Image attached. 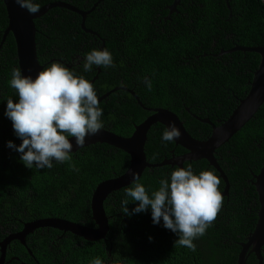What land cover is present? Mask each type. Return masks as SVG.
<instances>
[{
	"label": "trees",
	"instance_id": "16d2710c",
	"mask_svg": "<svg viewBox=\"0 0 264 264\" xmlns=\"http://www.w3.org/2000/svg\"><path fill=\"white\" fill-rule=\"evenodd\" d=\"M49 1L52 0H44ZM202 1L196 0L198 3H203ZM204 1L205 6L207 1L209 2L205 7L208 11L213 6V13L236 15L231 22L232 26L236 25L233 30L243 45H264V3L261 0H227L229 9L224 0H215V3L212 0ZM47 11L51 16L58 13V8L52 7ZM33 25L36 56L40 65L44 60H40L39 55L45 52L47 46H60L56 43L62 38L60 31L70 30L73 25L77 26L70 21L51 18L33 19ZM5 26V11L0 0V36ZM246 56L248 62L237 70V75H234V69L223 72L220 68L210 67L205 70L202 65L195 63L193 81H151L156 87L151 85L148 96L141 94V102L147 106L166 108L181 120L188 117V113L199 118H218L223 121L238 100L244 97L248 90V81L257 66L256 53H247ZM13 58V38L7 33L0 45V69L5 67L6 74L2 75L0 72L1 79L4 77L0 79V240L6 232H15L21 229L23 223L37 218L57 217L93 226L89 209L92 189L99 181L121 173L127 165L128 157L123 151L113 147V154H109L107 144L94 143L72 152L71 161H53L51 169H37L34 165L31 169L26 167L20 159L21 154L7 146L8 141H12L16 146L22 142L12 128L11 120L4 114L9 98L13 99V102L18 101V95L9 83L11 66L16 64ZM100 108L103 112V128L119 136L129 134L131 127L125 128V118L117 114L118 111L112 113L105 107ZM137 110L140 109L137 107ZM125 116L127 117L126 114ZM184 128L196 139H204L210 133L208 130H200L201 133H198L186 125ZM160 138L161 132L158 128L150 126L143 145L146 161L156 162L162 150L168 149V144ZM215 152L218 154L217 163L227 178L229 202L239 207L242 216L253 208L254 226L259 206L252 182L253 174L258 172L264 159V102L236 133L215 149ZM197 162L201 163L198 166L202 167L201 171L212 170L203 159ZM70 164H75L78 171L71 170ZM166 174V169L159 167L145 168L141 172L139 181L145 186L150 197L153 191L158 190L159 181ZM222 187L221 181L219 190H222ZM124 188L111 192L102 202L108 219V231L103 239L86 241L65 232L61 237L62 242L53 240L54 235L49 236L50 241L46 237L49 227L36 228L25 236L24 246L15 241L6 247L4 260L7 261L13 256L17 259H10L3 264H91L95 258L109 264L111 257L116 258L119 264H195L191 258L192 250L175 243L177 234L166 229L162 219L159 224L152 222L150 207L131 216L122 213L121 201L126 199ZM136 205L137 202L130 200L126 207L131 211ZM125 220L135 231H141V236H133V240L140 242L138 245L127 247ZM253 226L246 235L244 232L248 229H242L243 241L253 230ZM40 232H43V236L36 238L35 235ZM260 254L264 264V245L260 247ZM232 262L234 264V259Z\"/></svg>",
	"mask_w": 264,
	"mask_h": 264
},
{
	"label": "flooded vegetation",
	"instance_id": "af4514ba",
	"mask_svg": "<svg viewBox=\"0 0 264 264\" xmlns=\"http://www.w3.org/2000/svg\"><path fill=\"white\" fill-rule=\"evenodd\" d=\"M53 1L66 2L79 11H86L93 3H97L84 14L81 28L79 27V13L61 6H56L58 13L50 16L46 10L37 17L40 20L51 18L77 24V26L73 25L70 30L60 31L62 38L59 42H56L60 44L58 48L47 46L45 52L39 55V59L44 60L41 65L38 63L41 70L48 67L52 62H59L76 75L92 81L97 97L114 87H125L134 97L128 91L118 88L107 92L98 100L99 107H105L112 113L118 111L117 114L125 118V128L131 127V131L125 137L130 135L134 125L152 113L142 109L135 100V97H137L141 102L142 95H149L150 91L145 86V79L150 81H193L195 63L202 65L205 70L210 67L220 68L223 72L234 69L236 70L234 75H237V70H240L243 64L248 62L247 53H251L250 51L234 49L218 54L222 48L252 46L243 45L236 31L233 30L236 25L232 26L231 19L236 15L213 13L212 10L215 9L213 6L208 11V8H205L209 3L207 0L206 6L204 0L203 3H198L196 0H179L171 8L169 7L173 0H52L49 2ZM212 1L215 3V0ZM34 2H43L39 4L40 6L48 3L44 0H34ZM49 42L47 41V43ZM105 48L111 53L115 67H97L93 65L90 71L85 72L83 70L85 55L93 49ZM14 59L16 62L15 50ZM14 67H17V63L12 65L11 69ZM0 72L2 75H6L4 73L5 67L2 66ZM151 85L156 87L153 83ZM141 104L147 108H155L142 102ZM137 107L140 110H137ZM185 110L187 111V108ZM187 115L188 117L181 120L175 114L183 128L186 125L198 133L204 130L210 131L212 126L221 123L218 118H199L188 113ZM195 121L201 124H197ZM151 126L155 129L158 128L161 132L160 139L162 141L164 126L160 123H154ZM164 143L168 144V149L162 150L159 159L154 163L186 153L184 148L173 141ZM107 150L109 154L114 152L112 146L109 145H107ZM217 155V152L214 151L213 156L216 162ZM197 161L199 160H184L182 167H187L190 164L193 173H199L202 167H198L201 163ZM205 163L207 164V162ZM207 166L211 167L208 164ZM156 167L166 169L167 174L161 179H169L171 172L177 166L175 164H163ZM212 170L218 176L213 168ZM220 180L222 181L221 178ZM131 184L125 186V188L131 186ZM227 190L223 194L220 190L224 200L215 221L206 229L203 236L193 241L196 247L195 251L192 250L191 258L195 264L196 262L197 264H233V259L234 264H236V257L241 248L240 244L245 241H243L242 229H248L247 232H244V235H246L253 226V208L245 216H242L239 207L229 202ZM123 193L126 197L125 191ZM94 226L93 224L89 227ZM51 229L46 230V237L51 241L49 236L54 235L53 240L62 242L61 237L67 231ZM13 232H6L1 240L7 234ZM124 234L127 237V247L128 245H138L140 243L133 240V236H141V231H135L126 220ZM35 236L36 238L42 237L43 232ZM15 241H9L6 247ZM10 259L16 261L17 257L13 256ZM10 259L4 260L3 263L8 262ZM114 261H116V258L111 257L109 264H113ZM19 264L25 263L20 262ZM260 264H262V257Z\"/></svg>",
	"mask_w": 264,
	"mask_h": 264
},
{
	"label": "clouds",
	"instance_id": "9594fccd",
	"mask_svg": "<svg viewBox=\"0 0 264 264\" xmlns=\"http://www.w3.org/2000/svg\"><path fill=\"white\" fill-rule=\"evenodd\" d=\"M14 3L30 14L40 9L34 0H14ZM93 65L115 67L106 48L93 49L85 55L83 70L88 72ZM9 83L16 91L18 101L9 98L4 114L11 120L12 128L22 142L16 146L8 141L7 146L19 152L21 161L30 169L33 165L37 169H51L53 161H71L73 145L68 138L74 137L76 146L83 147L86 136L95 135L104 127L94 85L59 62H52L34 79L23 75L21 68L14 67ZM144 83L150 91L151 81L145 79ZM180 135L175 124L170 122L163 131L162 141L172 142ZM70 168L78 171L75 164H70ZM131 175L132 184L124 191L125 196L137 205L129 211L126 207L129 199L122 200V213L131 216L150 207L154 224H159L162 219L163 226L177 234L176 244L195 251L193 241L205 234L223 206L220 178L212 170H203L196 175L190 164L178 166L169 179L159 181L158 190L150 197L138 174L132 171ZM91 264L104 262L95 258ZM113 264H119V261Z\"/></svg>",
	"mask_w": 264,
	"mask_h": 264
},
{
	"label": "water",
	"instance_id": "95a60500",
	"mask_svg": "<svg viewBox=\"0 0 264 264\" xmlns=\"http://www.w3.org/2000/svg\"><path fill=\"white\" fill-rule=\"evenodd\" d=\"M178 1L179 0H173L169 8L174 7ZM261 1L264 3V0ZM1 2L5 11L6 26L1 32L0 45L7 33H10L14 42L17 67L21 68L23 75H30L33 79L41 70V66L36 60L34 42L35 28L33 25V19L42 15L49 8L61 6L79 13V27L81 28L84 14L91 10L97 3H93L86 11H79L66 2L53 1L40 6L37 13L30 14L26 9H23L14 3V0H1ZM224 3L229 9L227 0H224ZM234 49L256 53L258 55V63L248 81V90L244 97L238 100L235 107L220 124L212 126L207 137L204 139L191 137L185 131L175 114L165 108H147L141 104L137 97H135L136 102L142 109L151 111L152 113L145 117L141 122L134 125L129 136H119L102 128L97 134L86 136L85 138V144L83 147L94 143H104L123 151L128 156V164L121 173L99 181L91 191L89 197L90 218L95 226L89 227L57 217H44L27 221L22 224L20 230L7 234L0 241V264H3L4 262V252L8 242L16 240L24 246V237L36 228L49 227L63 232L67 231L86 241L103 239L107 232L108 225L102 202L111 192L132 183V171L136 172L139 177L145 168L160 166L163 164H175L177 167H182V162L184 160L203 159L222 179V194L225 193L227 190V180L220 167L217 165L213 152L236 133L264 102V45L222 48L218 54L229 52ZM89 82L91 83L92 81ZM118 88L128 91L122 86L114 87L111 90ZM111 90L104 92L98 97V100ZM128 92L132 95L130 91ZM170 122L175 124L181 133L180 137L174 139L173 142L184 148L186 153L163 159L159 163L147 162L143 152V145L146 140V132L148 128L154 123H160L166 129ZM68 139L73 145L72 152L82 148L76 146L74 137H69ZM253 179L254 181L252 182V185L256 192L259 206L257 210V219L253 230L245 237V241L240 244L241 248L236 257V264L261 263L260 247L264 245V159L261 162L258 172L253 174ZM27 252L30 254L28 249Z\"/></svg>",
	"mask_w": 264,
	"mask_h": 264
}]
</instances>
